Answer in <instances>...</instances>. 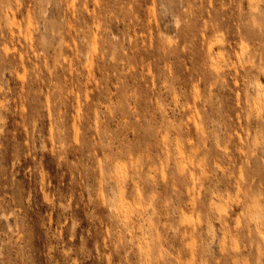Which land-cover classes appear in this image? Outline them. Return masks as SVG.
I'll use <instances>...</instances> for the list:
<instances>
[{
  "label": "rangeland",
  "instance_id": "1",
  "mask_svg": "<svg viewBox=\"0 0 264 264\" xmlns=\"http://www.w3.org/2000/svg\"><path fill=\"white\" fill-rule=\"evenodd\" d=\"M0 264H264V0H0Z\"/></svg>",
  "mask_w": 264,
  "mask_h": 264
},
{
  "label": "bare ground",
  "instance_id": "2",
  "mask_svg": "<svg viewBox=\"0 0 264 264\" xmlns=\"http://www.w3.org/2000/svg\"><path fill=\"white\" fill-rule=\"evenodd\" d=\"M216 203V206H218V205H220V203L218 204L217 202H215ZM219 207V210H225L224 208H222V207H220V206H218ZM254 211H252L251 212V214L253 213ZM220 213V212H219ZM225 213H226V211H225ZM260 218V216H259V214H258V219ZM263 233V232H262Z\"/></svg>",
  "mask_w": 264,
  "mask_h": 264
}]
</instances>
